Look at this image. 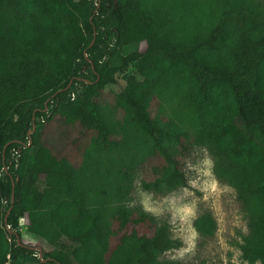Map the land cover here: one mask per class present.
Wrapping results in <instances>:
<instances>
[{"label": "trees", "instance_id": "1", "mask_svg": "<svg viewBox=\"0 0 264 264\" xmlns=\"http://www.w3.org/2000/svg\"><path fill=\"white\" fill-rule=\"evenodd\" d=\"M120 75L151 146L116 168L100 156L128 134L101 96ZM192 146L243 204L242 259L264 264V0H0V264H181L160 259L182 247L170 226L129 203L135 168L146 191L187 187Z\"/></svg>", "mask_w": 264, "mask_h": 264}, {"label": "rangeland", "instance_id": "2", "mask_svg": "<svg viewBox=\"0 0 264 264\" xmlns=\"http://www.w3.org/2000/svg\"><path fill=\"white\" fill-rule=\"evenodd\" d=\"M144 48V44L135 45L131 51H142ZM125 86L126 80L120 75L117 84L106 87L101 96V105L111 124L115 125L118 137L128 134L124 141L128 149L123 146L100 156L103 157L101 162L112 161L116 168L129 164L133 155L139 161L150 156V138L144 137L129 122H125V110L116 104L115 95ZM155 104L153 113L157 109ZM138 144L144 153L136 152ZM66 153L69 157L74 156L71 144L67 145ZM213 168L214 158L207 148L192 146L185 159L188 186L164 192L144 190L141 186L144 176L135 168V190L129 206L151 214L161 224H168L172 237L182 242L181 248L165 253L161 260L181 264H248L242 259L240 249L243 237L249 233L247 214L236 189L220 179ZM203 214H211L216 221L217 229L212 236H203L194 225L195 220ZM21 225L24 230V220H21ZM25 243L40 247L33 238L26 239Z\"/></svg>", "mask_w": 264, "mask_h": 264}, {"label": "water", "instance_id": "3", "mask_svg": "<svg viewBox=\"0 0 264 264\" xmlns=\"http://www.w3.org/2000/svg\"><path fill=\"white\" fill-rule=\"evenodd\" d=\"M95 40H96V32H94V39H93V41H92V43H91V46L95 43ZM86 55V54H85ZM87 56V55H86ZM73 81H74V79H72L71 81H70V83H69V85H68V87L66 88V89H68L70 86H71V84L73 83ZM87 82H89V81H87ZM65 89V90H66ZM62 91H64V89H62V90H59L57 93H59V92H62ZM56 93V94H57ZM35 129H36V125L35 124H33V129L32 130H30L29 131V135H31L34 131H35ZM32 144V140L30 139V144H29V146ZM7 147V146H6ZM6 147H5V149H6ZM14 188H15V182L13 181V194H12V199H13V201H14V197H15V194H14ZM12 209V208H11ZM11 209L9 210V212L7 213V215H6V217H5V222L7 223V218H8V215H9V213H10V211H11ZM9 232L11 233V234H13L14 233V231H12V230H9ZM26 245H28V244H26ZM29 246V245H28ZM32 249H38L39 251H40V257H41V259L43 258V250H42V248H40V247H38V248H36V247H33V246H30ZM44 262H47L48 260H43Z\"/></svg>", "mask_w": 264, "mask_h": 264}, {"label": "built area", "instance_id": "4", "mask_svg": "<svg viewBox=\"0 0 264 264\" xmlns=\"http://www.w3.org/2000/svg\"><path fill=\"white\" fill-rule=\"evenodd\" d=\"M6 170H7V168H6Z\"/></svg>", "mask_w": 264, "mask_h": 264}]
</instances>
